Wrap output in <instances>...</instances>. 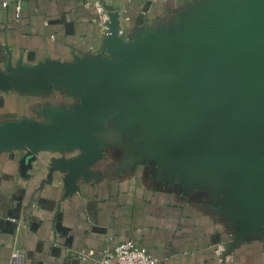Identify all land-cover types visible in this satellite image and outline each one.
<instances>
[{
    "label": "crops",
    "instance_id": "crops-1",
    "mask_svg": "<svg viewBox=\"0 0 264 264\" xmlns=\"http://www.w3.org/2000/svg\"><path fill=\"white\" fill-rule=\"evenodd\" d=\"M2 1L10 5L0 6V139L26 120L64 131L102 81L77 90L56 71L6 81L52 61L67 69L114 62L94 11L83 0ZM105 2L139 53L151 42L215 40L225 29L254 36L264 23L256 0ZM227 108L166 74L136 83L130 100L105 111L91 160L79 142L0 147V264L15 249L24 264H100L85 254L128 240L156 264H264V148L244 128L214 124Z\"/></svg>",
    "mask_w": 264,
    "mask_h": 264
},
{
    "label": "water",
    "instance_id": "water-1",
    "mask_svg": "<svg viewBox=\"0 0 264 264\" xmlns=\"http://www.w3.org/2000/svg\"><path fill=\"white\" fill-rule=\"evenodd\" d=\"M256 7L264 14L261 0H256ZM118 17V13L112 15L111 34L104 37L114 62L79 63L75 69H67L60 62L52 61L44 68H22L18 76L6 81L8 86L31 72L46 78L56 71L63 80L82 90L90 87L89 80H100L104 86L83 117L58 132L34 121H23L11 135L0 139V147H9L22 139L33 140L34 147L79 142L91 160L98 154L94 148V133L105 111L130 100L136 83L172 74L181 89L211 93L226 103L228 108L218 115L216 126L244 128L264 148V23L261 33L254 36L238 35L225 29L215 40L188 45L151 42L139 53L118 35ZM121 95L126 98L121 99Z\"/></svg>",
    "mask_w": 264,
    "mask_h": 264
},
{
    "label": "built area",
    "instance_id": "built-area-1",
    "mask_svg": "<svg viewBox=\"0 0 264 264\" xmlns=\"http://www.w3.org/2000/svg\"><path fill=\"white\" fill-rule=\"evenodd\" d=\"M84 7L86 9H91L94 11L92 17V23L97 26L101 35L106 37L111 34V23L112 15L118 13L117 9L109 7L105 0H83ZM138 1H149L151 4H156L159 2H167L168 0H138ZM10 5L9 1H2L0 6L2 8H7ZM15 10V20L19 21L22 12V1H18L14 4ZM118 35L122 39L125 38L124 29H119ZM16 221L15 219H13ZM226 252V247L224 244H219L216 247L217 256L221 257ZM86 257H99L100 264H156V260L153 255L149 252L146 247L138 245L133 240L123 241L118 244L114 249H104L99 253L90 250L85 254ZM23 253L15 249L10 257L8 264H24Z\"/></svg>",
    "mask_w": 264,
    "mask_h": 264
}]
</instances>
